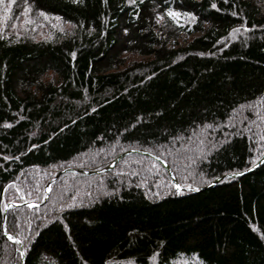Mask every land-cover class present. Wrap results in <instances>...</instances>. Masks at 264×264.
<instances>
[{
    "label": "trees",
    "instance_id": "1",
    "mask_svg": "<svg viewBox=\"0 0 264 264\" xmlns=\"http://www.w3.org/2000/svg\"><path fill=\"white\" fill-rule=\"evenodd\" d=\"M0 11V264H264V0Z\"/></svg>",
    "mask_w": 264,
    "mask_h": 264
},
{
    "label": "water",
    "instance_id": "2",
    "mask_svg": "<svg viewBox=\"0 0 264 264\" xmlns=\"http://www.w3.org/2000/svg\"><path fill=\"white\" fill-rule=\"evenodd\" d=\"M132 152H139V153H142V154H145V155H148V156H150V157L155 158V159L158 160V161L161 163V165H162L165 169H167V171H168V166H167V164L165 163L164 160H162L161 158H159V157H157L156 155L151 154V153H149V152H147V151L136 150V149H132V150H129V151H126V152L121 153V154L115 159V161H114L113 164L109 165L108 167H106L105 169H102V170L110 169L111 167H113V166L116 164V162H118V160H119L120 158H122L124 155H126V154H128V153H132ZM263 161H264V155L261 157V159H260L259 161H257V162L254 164L255 166H252V167H250V168H248V169H246V170H243V171H239L238 173H240V175H237V174H236L237 172L224 174V175H222V176L216 178L215 180H213V181H212L211 183H209L208 185L203 186V187H201V188H199V189H205V188L213 187L217 182H219L221 179H223V178H225V177H237V176H241V175L247 173L248 171L252 170L253 168L259 166ZM102 170H98V171H102ZM67 171H76V172H81V173H86V174H92V173H96V172H98V171H85V170H78V169H73V168H70V167L63 168V169L59 170V171L55 174V176H54L53 178H51V179L48 181V183H47V185H46L47 188H46V190H45L46 193H47L48 186L51 184V182H53V181H54V180H55L60 174H62V173H64V172H67ZM168 174H169V177H170L171 182H175V183H177L176 180H175V178H174V176L172 175V173L168 171ZM177 184H178V183H177ZM182 189H187V190H189L188 188H181V190H182ZM191 190H192V191H196V190H198V189H191ZM25 204H27V203H25ZM12 205H13V206H16V205H18V203H15V202H8V203L5 205V207H4V213L6 212L7 208H8L9 206H12Z\"/></svg>",
    "mask_w": 264,
    "mask_h": 264
},
{
    "label": "rangeland",
    "instance_id": "3",
    "mask_svg": "<svg viewBox=\"0 0 264 264\" xmlns=\"http://www.w3.org/2000/svg\"><path fill=\"white\" fill-rule=\"evenodd\" d=\"M13 1V0H12ZM0 7H2L3 8V10H5V7L6 8H8V0H4V2L2 3V4H0ZM3 18H4V13L2 12V11H0V25H3L2 24V20H3ZM19 18H21V20L19 21V25L17 24L16 26L18 27V28H20V29H22V27L25 29V27H31L29 24H27V23H22V19H24V17H22V16H19ZM46 20V19H45ZM37 23H39V22H37ZM40 25H39V27L38 26H36V25H34V26H36V27H33V29L35 30L36 29V31H37V33L38 34H40V36H48L49 34H50V30H54V28L55 29H57V30H60L61 29V27L63 28V27H65L66 28V26H67V24L66 23H60L59 21H52V20H48V21H44L43 23H39ZM46 24V25H45ZM59 28V29H58ZM29 29V28H28ZM31 29V28H30ZM33 29H31L30 31H32ZM42 33H44L43 35H42ZM87 156H90V153H88V154H86ZM117 163V162H116ZM57 169H53V170H51L50 172H49V174L51 175V174H54L55 173V171H56ZM59 170V169H58ZM46 188H47V186H45ZM103 191V190H102ZM157 192H159V190H155L154 191V193H157ZM188 262V263H187ZM177 261V264H192V262H190V261ZM194 264V263H193Z\"/></svg>",
    "mask_w": 264,
    "mask_h": 264
},
{
    "label": "snow or ice",
    "instance_id": "4",
    "mask_svg": "<svg viewBox=\"0 0 264 264\" xmlns=\"http://www.w3.org/2000/svg\"><path fill=\"white\" fill-rule=\"evenodd\" d=\"M3 2H4V0H0V4H2ZM72 2H73V3H76L77 0H72ZM80 2L82 3L83 0H80ZM11 5H12V0H8V8H6L5 11H8V9L11 7ZM211 7H212V8H216L217 5H216L215 3H213V4H211ZM28 11H30V9H28V8L26 7V8H25V12H28ZM39 14H40L41 16H44L46 19H47V17H48V14L45 13V12H43V11H40ZM234 14H235V13H234ZM166 15L169 16V17H171V18H173L174 20H178V19L181 17V13L177 12V11L174 10V9H168V10H166ZM183 15H186V16L191 17V19H192L193 22L196 21V17H195L192 13H190V12L183 13ZM56 19L59 20L60 17H56ZM25 22H26V23H30L31 21L26 20ZM125 31H126V30H125ZM233 31H236V30L234 29ZM73 55H75V54H73ZM5 126L10 127V125H5ZM206 127H211V125H206ZM178 139H179V137H178ZM262 139H264V137H262ZM223 143H224V141H221V142H220L221 145H222ZM34 147H36V146L34 145ZM216 147H217V145H213V148H216ZM5 159H7V157H5ZM201 159H204V157H201ZM193 163H195V161H193ZM253 166H255V165H253ZM236 174H237V175H240V173H238V172H237ZM172 183H173V187H175L178 191L181 190L182 186H181L180 184H177V183H175V182H172ZM183 188H188V189L191 190V185L185 184V185H183ZM29 207H31V205H29ZM9 239L12 240V239H14V237L9 236ZM17 242H18V241H17Z\"/></svg>",
    "mask_w": 264,
    "mask_h": 264
},
{
    "label": "bare ground",
    "instance_id": "5",
    "mask_svg": "<svg viewBox=\"0 0 264 264\" xmlns=\"http://www.w3.org/2000/svg\"><path fill=\"white\" fill-rule=\"evenodd\" d=\"M249 108V107H248ZM244 109V108H243ZM244 112V111H243ZM246 119V118H245ZM217 132V131H216ZM261 148V147H260ZM113 154H114V152H113ZM258 157V156H257ZM171 158V157H170ZM100 159V158H99ZM138 159V158H137ZM145 160V159H144ZM146 163H148V162H146ZM143 165V164H142ZM118 166V165H117ZM250 166V165H249ZM118 170V169H117ZM104 173V172H103ZM112 175V174H111ZM113 177V176H112ZM107 179V178H106ZM140 181V180H139ZM141 185V184H140ZM139 185V186H140ZM146 186V185H145ZM147 187V186H146ZM168 187V186H167ZM148 189V188H147ZM155 189V188H154ZM145 190V189H144ZM158 190V189H157ZM160 195V194H159Z\"/></svg>",
    "mask_w": 264,
    "mask_h": 264
}]
</instances>
